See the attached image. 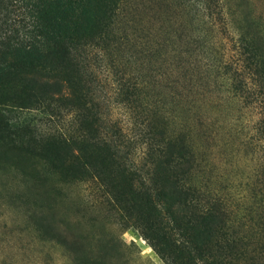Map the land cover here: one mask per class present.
<instances>
[{
  "label": "rangeland",
  "instance_id": "obj_1",
  "mask_svg": "<svg viewBox=\"0 0 264 264\" xmlns=\"http://www.w3.org/2000/svg\"><path fill=\"white\" fill-rule=\"evenodd\" d=\"M126 4L109 38L114 43L90 61L98 77L91 112L102 116L91 136L99 127L114 134L123 156L139 164L152 138L160 143L170 131L186 134L216 187L235 195L258 191L264 180V0ZM123 74L143 80L142 101L121 102L114 80ZM75 104L68 97L46 111L4 109L11 122L29 127L27 138L36 141L29 145L36 148L43 137L87 133ZM20 145L0 147V264H168L134 226L146 212H121L106 192L107 178L64 176Z\"/></svg>",
  "mask_w": 264,
  "mask_h": 264
},
{
  "label": "trees",
  "instance_id": "obj_2",
  "mask_svg": "<svg viewBox=\"0 0 264 264\" xmlns=\"http://www.w3.org/2000/svg\"><path fill=\"white\" fill-rule=\"evenodd\" d=\"M126 3L0 0V147L20 143L21 151L75 180L89 174L101 181L107 178L113 186L106 192L121 212H146L134 226L168 264H264V180L249 195L216 187L208 163L186 134L170 131L160 143L152 138L139 164L123 156L114 134L104 135L99 127L91 136L102 116L95 118L91 112L98 77L90 61L103 57L113 42L109 38ZM131 80L124 74L114 80L125 104L144 96L143 80ZM68 97L75 100L78 121L86 126L87 133L75 139L62 132L43 137L32 148L30 141H36L27 138L29 127L5 115L4 107L46 111ZM262 123L264 127V113ZM105 166L110 171L105 172ZM132 192L136 198L130 203Z\"/></svg>",
  "mask_w": 264,
  "mask_h": 264
}]
</instances>
